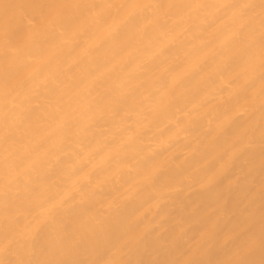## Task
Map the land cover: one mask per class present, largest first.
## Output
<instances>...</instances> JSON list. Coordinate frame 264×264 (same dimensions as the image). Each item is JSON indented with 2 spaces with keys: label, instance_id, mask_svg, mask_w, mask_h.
Here are the masks:
<instances>
[{
  "label": "bare ground",
  "instance_id": "obj_1",
  "mask_svg": "<svg viewBox=\"0 0 264 264\" xmlns=\"http://www.w3.org/2000/svg\"><path fill=\"white\" fill-rule=\"evenodd\" d=\"M0 264H264V0H0Z\"/></svg>",
  "mask_w": 264,
  "mask_h": 264
}]
</instances>
